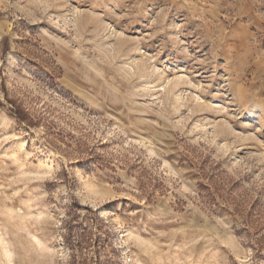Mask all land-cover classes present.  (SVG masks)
I'll list each match as a JSON object with an SVG mask.
<instances>
[{
    "label": "rangeland",
    "instance_id": "rangeland-1",
    "mask_svg": "<svg viewBox=\"0 0 264 264\" xmlns=\"http://www.w3.org/2000/svg\"><path fill=\"white\" fill-rule=\"evenodd\" d=\"M0 264H264V0H0Z\"/></svg>",
    "mask_w": 264,
    "mask_h": 264
},
{
    "label": "trees",
    "instance_id": "trees-1",
    "mask_svg": "<svg viewBox=\"0 0 264 264\" xmlns=\"http://www.w3.org/2000/svg\"><path fill=\"white\" fill-rule=\"evenodd\" d=\"M14 114L17 116V118H19L20 120L24 121L26 119L25 114H23V112L20 111V109L16 108ZM200 187V185H199ZM204 189V188H203ZM206 191V190H205ZM259 242V241H258Z\"/></svg>",
    "mask_w": 264,
    "mask_h": 264
},
{
    "label": "clouds",
    "instance_id": "clouds-1",
    "mask_svg": "<svg viewBox=\"0 0 264 264\" xmlns=\"http://www.w3.org/2000/svg\"><path fill=\"white\" fill-rule=\"evenodd\" d=\"M246 99H247V96L246 95L245 96H241L240 97V102H244Z\"/></svg>",
    "mask_w": 264,
    "mask_h": 264
}]
</instances>
